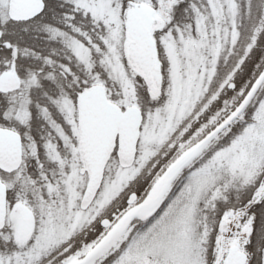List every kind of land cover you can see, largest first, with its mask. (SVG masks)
Wrapping results in <instances>:
<instances>
[{"label": "snow or ice", "instance_id": "obj_1", "mask_svg": "<svg viewBox=\"0 0 264 264\" xmlns=\"http://www.w3.org/2000/svg\"><path fill=\"white\" fill-rule=\"evenodd\" d=\"M0 264H264V0H0Z\"/></svg>", "mask_w": 264, "mask_h": 264}]
</instances>
